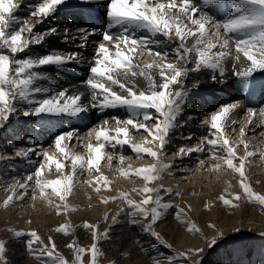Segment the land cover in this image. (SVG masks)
Wrapping results in <instances>:
<instances>
[{"label": "snow or ice", "instance_id": "snow-or-ice-1", "mask_svg": "<svg viewBox=\"0 0 264 264\" xmlns=\"http://www.w3.org/2000/svg\"><path fill=\"white\" fill-rule=\"evenodd\" d=\"M21 3L22 0H0V129L17 113L24 117L47 115L79 118L92 109L101 112L124 109L128 115L123 120L113 117L115 128H109V121L104 120L102 124L89 129L88 135H94L96 143L89 141L83 145L85 154L73 152L68 148V144L78 137L79 129L55 135V153H49L41 147L39 150L20 148L15 151V157L0 154V161L28 158L30 154L41 157L35 170L24 178L23 183L13 178L9 185L11 194L7 195L0 207L7 209L15 206L17 202L24 200L31 188V200H44L49 207L55 209L57 215L77 211L76 206L69 204L68 197L73 194L76 186L74 181L78 170L80 175L86 172L92 177L86 183L93 185L97 193L101 191V185L110 188L112 181L100 168L105 159L109 167L112 164L113 157L107 155L105 149L127 147L137 158L148 156L155 162L137 168L131 165L125 168V157L119 156L120 175L126 178H142L144 184L139 189H133L142 195L140 200L133 199L126 191L120 193V198L126 201L127 208H121L112 217V225L118 222L121 214H125L129 217L128 222L141 225L145 235L150 236L155 243L172 249L173 246L156 231V226L170 209L175 208V219L186 224L189 232L203 235L184 208L171 201L165 202L166 197L181 195L179 186L165 187L163 183L158 187L150 185L154 181H162L164 173L172 174L174 164L167 162L164 157L167 156L166 149L171 143L170 134L181 126L180 118L184 114L186 100L191 91L185 84L190 73L210 70V78L217 81L218 77L226 75L227 63L229 58L233 57V50L236 53L231 64L233 76L242 81H250L255 73L264 72V0H107L104 14L106 21L101 17L103 31L95 27H81L76 35L70 36V29L63 30L65 42L79 38L80 49L87 47L91 36L98 32L101 35V42L96 46L89 62V76L83 82L90 94L87 102L84 92L69 94L68 89L48 95L52 89L42 86L41 82H50L51 77L39 71L46 66H63L72 62L79 64L84 59L80 51L66 54H31L34 46H41L47 37L56 35L59 30L58 26H52L42 32L35 31L37 26L53 17L59 8L69 4L70 0H38L30 12V16L35 18L34 21L21 20L16 15ZM75 3L79 8L87 9L92 7L94 0H75ZM214 5L231 10L227 11L223 19H217L209 14L210 6ZM139 30H146L149 35L138 36ZM158 35L167 38L163 43L178 42V46L174 48L175 62H169L167 50L153 51V46L162 43L161 40L155 39ZM189 39L193 40L191 46L187 43ZM141 50L156 59L141 64L137 58ZM240 54L246 59V63L238 67ZM181 61L194 66H181ZM138 78L143 79L144 87L138 84ZM198 86L194 84L192 90ZM20 104L28 107L22 110L18 108ZM242 104V101H235L220 106L209 118L203 120V124L210 129L211 138L204 136L194 146H181L175 155L183 158L194 153L207 152L210 160L222 162L212 164L208 170L219 172L226 168L239 176L241 191L232 193L231 198L221 195L219 199L223 205L235 208L239 206L238 202L246 200L264 210V193L254 190L246 168L252 157L259 155L264 160V148L250 150V144L245 140V126L240 127L239 139L235 143L231 142L226 134L230 115ZM246 115L248 125H251L253 117L258 115L261 126H264V108L259 112L247 108ZM230 123L236 124L237 121L231 120ZM141 130L146 133L144 139L134 142L131 139L132 132L139 134ZM148 145H155L156 148ZM241 145L244 155L237 152ZM198 163L203 166L204 160L200 159ZM53 171L57 173L55 178L47 179L45 174ZM93 172L99 175L93 176ZM224 191L228 192L229 189L225 188ZM117 198L101 197L100 201L107 204ZM103 219L108 220L107 213ZM82 227L92 230L93 243L90 248L78 245L75 240L67 244L66 247L74 253L72 260L58 250L51 236L48 238L49 242L45 243L34 229L28 232L15 229L9 231L14 233L13 238L27 237V250L41 264H85L86 253H90L88 264H99L105 253L98 247V243L110 238V229L100 231L99 224L90 222H84ZM72 230L69 223L61 224L55 229L63 234H69ZM235 231L240 232L241 229L237 228ZM259 235L264 238V232ZM226 239L220 231L212 236L207 247H217L220 243H225ZM36 245L38 247H34ZM203 251V248L197 247L186 252H173L163 260L155 259L153 264H181L182 259L184 264H203L202 258L199 257V253ZM193 253L197 256L195 260L191 259ZM0 264H7L4 239H0Z\"/></svg>", "mask_w": 264, "mask_h": 264}, {"label": "rangeland", "instance_id": "rangeland-1", "mask_svg": "<svg viewBox=\"0 0 264 264\" xmlns=\"http://www.w3.org/2000/svg\"><path fill=\"white\" fill-rule=\"evenodd\" d=\"M227 11H230V9H227ZM215 17L217 18V16H215ZM54 46H55V44H53V45L50 44L48 46H43V48L47 49L48 53H50V52L60 53L56 49H54L55 51L53 50V48H55ZM61 53H63V51ZM138 58H139L138 60H140V61L148 62L151 59H154L155 57L151 56V59H149V60H148L147 55L144 57V59H141V57H139V56H138ZM145 60H147V61H145ZM231 77H235V76L232 75ZM258 77H264V73H259V74L255 73L254 77L250 80L251 83ZM245 82H247V81H245ZM195 95H198V94H195ZM192 99L194 100L193 97H192ZM187 104H188V102L186 100V106L188 107ZM215 107H216V105L214 106V108ZM202 108L203 107H201V110H202ZM23 109L24 108L22 107V110ZM198 109L200 110V108H197V110ZM188 112H189V110L185 109L183 115L186 116L188 114ZM119 115L127 118L126 115H128V114L124 110V113L119 114ZM210 115L207 117H210ZM116 116H118V114H116V113L111 114V117H116ZM123 118H121V120H123ZM106 119L107 118H105V117L100 118L97 116L95 118L94 123H96V121L98 120L97 121L98 123L95 124L96 126H98V125L102 124V122ZM202 119L203 118H201L200 120H202ZM196 120H198V119H196ZM112 121L113 120H111L110 123L108 124L109 128H113L111 126H112V123L114 121L113 122ZM17 122H19V123H17ZM64 122H65V118H61V119H59V121L56 122V125H53L54 127L53 126L44 127V126H42L41 121L38 120V118L33 117V116L24 117V116L20 115L19 113H17L16 116L12 117L9 120V122H7V124L4 128L0 129V140H1L0 141V147H1L0 148V154H3L6 157L11 156L10 154H12L13 156H11V157H15V151H17L16 149H20L22 146L25 149L35 147V149H37V150H39L41 147H43L44 149L50 151L52 148H54L53 147L54 144L52 142H53V139L55 137V134L57 135V134L64 132V130L60 131V128H57V125L60 124L61 129H66V131H70L69 129H67L70 126L69 124L64 125V127L62 126V124H65ZM9 123H10V125H9ZM20 123H21V125H23L22 131L19 130L20 128H18V127H21ZM93 124H91V122H89L87 124V126H85V128H87V129L83 130L82 131L83 134L81 133L78 137L85 136V134H87L89 131L88 128L91 129V128L95 127V125L93 126ZM241 124H237L235 128L238 129L239 127L243 126ZM7 125H9V126H7ZM31 125L33 128L36 127L35 131H32ZM197 126H198V123L194 128L195 131H191V130H193L192 128L188 129V126L186 127V129L184 128L185 132L183 131L181 133L183 135L181 139L176 137V133L180 132V130H178V128L175 130L174 133L170 134L172 139H171V143L168 145V147L166 149L167 156L164 157V159L167 162H171L172 164H174V167L171 169L172 174L168 175L167 173H164L163 174L164 179L162 181L157 180L155 186L152 184L150 186L158 187L161 183H163L165 185V187L175 188V187L179 186L180 191H181V195L179 197H175L174 195L166 197L165 202L171 201V202L178 204L180 208H184L185 211L187 212L189 218L193 222L196 223L197 227H199L201 229L203 235H197L195 233L189 232L187 230L186 224H182L177 219H175L174 213H175L176 209L173 208V209H170L168 211V213L164 217V219L161 222H159L158 225L156 226V231L161 233L164 240L167 243L171 244L173 247H172V249H169V248L159 244L160 249L165 250L167 252V255H169V254H172L173 252H177V251H185L186 252V251H189L190 249H195V248L199 247V248L204 249V251L202 253H199V255H201L200 257H204L206 255L205 259L209 260V262H210V263L207 262V264H234V259L229 257L231 252H233L232 253L233 256L235 254H237V250L240 251L241 247H243V244L245 242H247L248 239L253 240V243L256 244L264 252V238H262L259 235L263 231L259 227H257V224H256L260 220H264V210H261L258 206H253L251 203L247 202L246 200H242V201L238 202L239 206L235 207V208L225 207L223 205V202L219 199V197L221 195H225L228 198H231L232 193L241 191V189L239 187V183H238L239 176H238V174H235V173H233L232 177L226 176V179H228V186H227V188L229 189L228 192L224 191L225 188L223 186L221 188L218 187V185H221L220 182L224 177L220 176V172H213V171L208 170V168H210L209 167L210 163L214 164V163H217L219 161L210 160L208 158L207 152L202 153V157H199V155H197V153H194L191 156H184L183 158L175 155V153L180 148V146H176V145L173 146V141L175 140V137L177 138L176 144H178L180 142H185L186 143L185 145L188 147L196 145L197 141H200V138H202L204 136H209V138H211L210 129L208 127H206L205 129L204 128L199 129ZM15 128L16 129L18 128V129L16 130ZM44 130H46V131H44ZM3 131H4V133H3ZM21 132L23 134L20 137H18L17 135L19 133L21 134ZM45 132H47V133H45ZM189 132H191V134ZM226 132H227L226 134L230 138L231 142L235 143L236 141H238L239 135L235 132V130H231V128H229V129H227ZM48 133L49 134L52 133V135H49ZM142 133L144 135L146 134L142 130L139 134L132 133L131 134L132 140L134 142H141L143 140V138L145 137V136H141ZM262 133H264L263 127L254 136H253V133L247 132L246 138H247L248 142H249V139H252L253 142H257L259 144V147L263 148L264 147V137H263ZM44 134L45 135L47 134V136L43 137L42 135H44ZM202 135H204V136H202ZM189 136H191L192 138L187 139V137H189ZM29 137H31V140H29ZM40 137H42L43 139L41 140ZM1 138L4 140H2ZM27 141H29V143H30V144H28V146H27V143H28ZM40 141H43V142L41 143ZM1 142H3V143H1ZM75 142H77L76 139H74L71 142V145L72 146L74 145L76 152L79 153V151L84 149V146L82 144H84V142L86 143V141H84V139H82L79 141L78 144ZM49 145L50 146L53 145V146L50 147ZM185 145H183V146H185ZM38 146H40V147L38 148ZM46 146H48V147H46ZM148 146L156 148L155 145H148ZM205 147L207 148V145H205ZM251 147H252V145H251ZM238 149H239V155H244L243 146H240ZM109 150L111 152H113L114 149H111V147H110ZM156 150H158V149H156ZM106 153H107V155H109L108 152H106ZM173 153H174V156L172 158L171 154H173ZM118 154H119L118 152H117V154H114V152H113V160H112L111 167H114V165H117L119 163V157H118L119 155ZM121 154L125 157V163L123 165V167H125V168L128 165H131L133 168H137V167L145 166V165H148V164L155 162L152 158H150L148 156H145L143 158H137V156L130 149L126 150L124 153H121ZM29 157L25 158V159L24 158H14V159H5V161H0V170L1 171L4 170L2 172V174L5 176H3V175L2 176L6 180V182H3L5 180L3 178L0 179V181H1L0 182V186H1L0 187V195L2 194V192H4L3 191L5 189L4 184L10 183L11 181H13V178L15 176H16L15 177L16 179L19 177V179L24 180V178L28 174L32 173L35 170V167L38 165L39 161L41 160V157L40 156L37 157V155H33V154H30ZM200 159L204 160V165L203 166L200 165L198 167V164H199L198 161ZM22 160H24V161H22ZM32 160H34V162ZM250 160L255 161V162H250V164L246 165V168L248 170V175L250 177V182H251L255 191L264 193V164H263L264 160H262L258 156L252 157V158H250ZM29 161H32L36 165H32L33 163H30ZM28 163H30L31 165ZM256 164H258V165H256ZM100 167L104 170H107L109 168V165H108L106 159L101 162ZM200 167L203 169V173L200 172ZM66 170H69V169L66 168ZM4 172H5V174H4ZM6 172H7V174H6ZM19 174H21V175H19ZM224 174L227 175V172ZM83 175H81L82 176L81 178L84 181L85 180L84 177L86 174L84 173ZM54 177H55V174H53L52 178H54ZM7 179H9V180H7ZM129 179H136V180L144 183L142 178H137V177L133 176L132 178H129ZM136 180H134L135 183L133 182L134 183L133 186L139 185L136 182ZM126 182H128V180ZM30 183H32V182H30ZM136 183H137V185H136ZM85 184H87V183H85ZM229 185H231V187H229ZM139 188H141L140 185H139V187H136L133 189H139ZM205 188H207V189L204 190ZM126 190L129 191L128 193L130 194L131 197L133 196L132 197L133 199H135V200L142 199V195L138 191L132 190L133 191L132 192L131 190H128V189H126ZM20 191H22V190H20ZM79 191H80L79 194L73 193L71 196L68 197V200L75 199L74 202H71V203L75 204V202H76L79 205L78 211L80 210L81 203L79 201H81V199L76 198V197L81 195V194L83 195V193H82L83 191H81V190H79ZM31 192L32 191L30 188L29 194L27 196H25V198L23 200L24 201L23 206H22L23 209H26V207H29L31 204L30 203V199H31V195H32ZM215 194H217L218 197H215L214 196ZM2 199H6V198L5 197L3 198L0 196V202H3ZM98 201H100V199ZM123 202H124V204L121 206V208H127L126 201L121 199V203H123ZM89 203H91V202H89ZM0 204H2V203H0ZM189 205L191 206L190 209H189ZM98 206H99V208L101 207L100 209L103 210V207H102L103 205H101V201L99 202ZM22 207L20 208L19 205L11 206V207H9L11 210H9L8 208H7V210L2 209L3 207L0 208V239H4L6 241L7 264H41V262L39 260H37L27 250L26 243H25L27 237L13 238L14 233L12 231H9V229L24 230L25 232H28V231H31L34 229V228H32L34 224H37L40 231L39 232L37 230L36 231L41 236V238L45 241V243L49 242L48 238H49V236H51L52 239L57 244L58 250L66 258H68L69 260H72L74 258V253L71 249L66 247L67 244H69L73 240H75L78 245L84 246L86 248H90L91 244L93 243L92 230L83 228L82 225L84 222H90L92 224H99L100 231H104L105 229H110L109 230V237L110 238L107 240H101L98 243V247H100V249L105 253V255L102 258H100L99 264H153V262L155 260L154 258L149 256L148 254H146V252L144 251V248H145L144 246H146V245H143L141 243V241L146 242L148 240V238H146V236H144V232L142 231L141 225H139V224L133 225L130 222H128L129 217H127V215L125 216V214H121L118 217V222L115 225H112V217L114 215H116L121 208L118 211H116L115 213L110 212V215H109V218L107 221H105V220L97 221L96 218H94L92 215H90L86 218L78 217L73 222L70 223V218L68 217L67 214H64V215H58L57 216L58 218H60V217L63 218V220L59 223L57 221L56 217L49 215V212H51L54 208L52 210H48V211L43 210V213H39V212H41V211H39L38 212L39 216L37 215L36 219H31V218H29L30 216L24 217V213H19V212H22V210H23ZM13 208H14V210H13ZM88 208L91 210L93 208V206L88 205ZM88 208L84 207V208H82V210L83 209L87 210ZM2 211H4V212H2ZM8 211L9 212L11 211V212L9 213ZM42 215H44L43 221L40 220ZM137 219H140V217H137ZM29 220H31L32 222L28 223ZM250 221L254 225H251V226L244 225L245 222H250ZM43 223L49 224L51 227H53V229L52 230H43L42 228H40V226H42ZM64 223H69L72 225L73 230L70 231L69 234L58 233L55 231V229L59 225L64 224ZM110 225H112V226L110 227ZM212 225H214L215 227H211ZM237 228L241 229V231L236 232L235 229H237ZM220 231H222L224 233L225 237L227 238L226 242L220 243L217 247H214V248L207 247V244L210 241V239L212 238V236L214 234H217ZM34 247H38V245H36ZM196 257H197L196 254L193 253L191 256V259L196 258ZM203 259L204 258H202V260ZM84 260H85V264H88V261L90 260V253L85 254ZM181 264H184L183 259L181 260Z\"/></svg>", "mask_w": 264, "mask_h": 264}, {"label": "bare ground", "instance_id": "bare-ground-1", "mask_svg": "<svg viewBox=\"0 0 264 264\" xmlns=\"http://www.w3.org/2000/svg\"><path fill=\"white\" fill-rule=\"evenodd\" d=\"M37 2H38V0H22L21 7L16 12V15L19 16L21 20L27 19V20H33L34 21L35 18H32L30 16V12L32 11L33 5L36 4ZM106 4H107V0H94V3L92 5V7L87 8V9H81V8H79L76 5L75 0H70L69 4L60 7L58 12L53 17H51L50 19L46 20L45 23H43L41 25H38L37 28L35 29V31L42 32L45 29H48V28H50L52 26H58L59 30H58V33L56 35H52L50 37H47L45 43H43L41 46H34L33 49H32L31 54H33V55L46 54V53H48L47 49H44L43 46H48L50 44L51 45L55 44V46H54L55 48H53V50L56 49L60 53L63 51V53H61V54H64V53L66 54V53L72 52V51H80L82 53V55H83V58H84L83 61L81 63H79V64H77L75 62H72V63L66 64V65H63V66H55V67L54 66H46V67H43V68L39 69V71H41L43 73H46L47 75H49L51 77V81L50 82L49 81H42L41 82L42 86L50 87L52 89V92L49 93L48 95L55 94L57 91L62 90V89H68L69 90V94L74 93V92H84L85 93V102L88 101L90 94H89V92H88V90H87V88H86V86H85V84L83 82L89 76V70H88L89 69V62L92 60V57H93V54L95 52L96 46L98 45L99 42H101V39H102L101 35L98 32L96 35L91 36L89 38L87 47H85L83 49H80L78 47V45L81 43L79 38H77L75 41H72L71 39H69L67 42H65V40H64L65 33H64L63 30H64V28L70 29V33H69L70 36L71 35H76L77 30L80 29L81 27H87V28L95 27V28H99L100 31H103L104 28H101V23H102L101 17H104V20L106 21V16L104 15L105 12H106ZM209 14L213 15V16H217V19H223L226 16V14H227V10L222 9V8H220L218 6L216 8V11L211 10L209 12ZM105 27H106V24H105ZM137 35L140 36V35H149V34L146 32V30H139V31H137ZM155 39L161 40L162 43L160 45L153 46V51H161V52H163L164 50H167L169 52V58H168L169 62H175L176 61V56L174 54V48L176 46H178V42L163 43V41H166L167 38L163 37L162 35H158L157 37H155ZM192 42H193V40L189 39L188 42H187L188 46H191ZM146 55H147V53L145 51H143V50H141L138 53V56L141 57V59H144V57ZM235 55H236V53L233 50V57L229 58V61L227 63V69L228 70L226 72V75L224 77H218L217 81H213L210 78L211 75H212L210 70H204V71L199 72V73H190L189 77L185 81L186 87H188L191 90L190 91V95L187 98L188 107L187 106L185 107V109L189 110V112H188V114L186 116L182 115V118H180L181 126L178 128V130H180V132L176 133V137L177 138H179V139L182 138L183 135L181 133L184 131V128L186 129L187 126H188V129H190V128L193 129L191 131H195L194 128H195V126L198 123L197 127L199 129H203V128L205 129L207 126H204L203 120L206 119V118H209L207 116H209L213 112L217 111L220 108V106H222L224 104H227V103H232V102H235V101H242L243 104H242V106L239 109L234 110V112L230 115L229 122L226 124V131H227V129L231 128V130H235V132L239 135L240 127L238 129L235 128V127H236L237 124H241L242 123L241 125L246 127V134H247V132L248 133H253V136H254V135H256L257 132L260 131V129L262 127L264 128V126H261V120L259 119L258 115L256 117H253L252 124L248 125V122H247L248 118H247V115H246V109L247 108H253V109H256L257 112H259L260 109L264 108V102H263L264 101V97L263 98H257V102H258L257 104H261L263 102L260 106H257V107L249 106L248 102L245 103L243 95L253 94V93L257 92L258 89L253 88L251 86V84L245 86L244 88H241V84L245 83V81H242V80H240L237 77H231L232 76V71H233V69L231 68V64L233 62V59H234ZM147 56H148V60L151 59V56H149V55H147ZM240 57H241V59L239 61L238 67L240 65H244L246 63V59L243 57L242 54H240ZM154 59H156V58H154ZM154 59H151L148 62H151ZM193 59H194V57H193ZM145 61H147V60H145ZM139 62L141 64L146 63V62H143V61H140V60H139ZM180 63H181V66H187L189 68L194 66V65H192L190 63L185 64L184 61H181ZM259 73H264V72H257L256 74H259ZM138 84L141 87L145 86L144 85V81H143L142 78H138ZM194 84H198L199 86L195 90H192V87H193ZM263 90H264V88H263ZM240 91H242L244 94L240 95L239 94ZM195 94H198V95H195ZM40 95L42 96L44 94H40ZM192 97L194 98V100L192 99ZM38 98H40V97L38 96ZM215 105H216V107L214 108ZM25 106L28 107L25 104H20V105H18V108L22 109V107H23L25 109L26 108ZM201 107H203L202 110H201ZM197 108H200V110L198 109L199 110L198 111ZM115 113L118 114V116H116V117H118L119 119L124 117V116L122 117V116L119 115V114L124 113V109H109V110H105L104 112H101L98 109H92L88 113L83 114L79 118L52 117V116H47V115L41 116V117H36V116H33V117L38 118V120L41 121V124L44 127H50V126L56 125V122L59 121V119L65 118V122H64L65 124H62V126L64 127V125L69 124L70 126L67 129H69V130L79 129V135H80L83 130L87 129V128H85V126H87V124L89 122H91V124L94 123L95 118L97 116L100 117V118H104V117L107 118L106 120H108L109 123H110V121L113 120V117H111V114H115ZM189 117H191V119H189ZM201 118H203V119L200 120ZM196 119H198V120H196ZM231 120H236L237 123L236 124H231L230 123ZM97 121H96V123L93 124V126L98 123ZM184 121H187V123L185 124ZM10 123H9V125H10ZM17 123H19V122H17ZM21 123H20V125H21ZM9 125H7V126H9ZM60 126L61 125L58 124L57 128H60V131L64 130V132H66V129H61ZM31 127H32V125H31ZM95 127H96V125H95ZM111 127H113V128L116 127L115 122L112 123ZM18 128H20L19 130L22 131L23 125H21V127H18ZM35 128L32 127V131H35L36 130ZM88 129H90V128H88ZM44 131H46V130H44ZM3 133H4V131H3ZM45 133H47V132H45ZM132 133H135V132H132ZM189 133L191 134V132H189ZM22 134L23 133L21 132V134L19 133L17 136L20 137ZM49 135H52V133L49 134ZM145 135L142 133L141 136H145ZM42 136L43 137L47 136V134L46 135L44 134ZM202 136H204V135H202ZM176 137H175V140L173 141V146L176 145V146H180L181 147V146L186 144L185 142H180V143L176 144V141H177ZM263 137H264V135H263ZM40 138H41V140L43 139L42 137H40ZM82 139H84V141H86V143L89 142V141H91L93 143H96L94 135L93 136H89L88 133L85 134V136H83V137H77L76 138L77 142H75V143L78 144L79 141L82 140ZM131 139H132V137H131ZM2 140H4V139H2ZM245 140L248 141L247 138H246V135H245ZM53 141H54V139H53ZM27 142H28L27 143V146H28V144H30V143H29V141H27ZM40 142L42 143L43 141H40ZM1 143H3V142H1ZM86 143L84 142V144H82V145H85ZM198 143H199V141H197L196 144H198ZM249 144H250V150H255V148L257 146L259 147V144L257 142H253L252 139H249ZM251 145H252V147H251ZM52 146H50V147H52ZM39 147L40 146H38V148ZM46 147H48V146H46ZM68 148L71 151L76 152L74 145L72 146L71 143L68 144ZM109 149H110V147H106L105 151L108 152V154L111 155L112 157H113V152H114V154H117V152H118L119 153L118 155L120 156V155H122L121 153H124L126 150H129L127 147H125L123 149L117 148V149L113 150V152H111ZM16 150H19V149H16ZM47 151H49V150H47ZM55 152H56L55 147L52 148L49 151V153H55ZM237 152L239 154V149H237ZM79 153L80 154H85L86 153L85 147H84L83 150L79 151ZM10 155L13 156L12 154H10ZM197 155H199V157H202V153H197ZM173 156H174V153L171 154L172 158H173ZM257 156L259 157V155H257ZM22 161H24V160H22ZM32 161L34 162V160H32ZM250 161L251 162H255L254 160L253 161L250 160ZM33 162H31V163H33ZM220 163H222V162H220ZM28 164H30V163H28ZM258 164H256V165H258ZM32 165H36V164L33 163ZM211 165H212V163H210V166ZM199 166L200 165L198 164V167ZM120 167H121L120 163H118L117 165H114V167H111V168L109 167L107 170H104V169H102L100 167L101 171L104 173V175H106L109 178V180L112 181V183H111L110 188H104L101 185V191L99 193H97L94 190V186L93 185H89L88 183L85 184L86 181L91 179L92 177H89L88 174L85 172V174H86L85 177H84L85 180L83 181L82 178H81L82 176L79 174V170H78V175H77V177L75 178V181H74L76 186L74 188L73 193L74 194H79V192H80L79 190H81V191H83L82 192L83 195L81 194L79 196L76 195L77 197L75 196L76 198H80L81 199V201H79L81 203L80 210L67 213L68 217L70 218V223L73 222L78 217L86 218V217H88L90 215H92L94 218H96L97 221L104 220L103 217H104L105 213L108 214V218H109L110 212H114L115 213L124 204V202L121 203V199H123V198H120V193L121 192H124V191L129 192L126 189L132 191L133 188L139 187V185L141 187L143 186L144 183H142V182H140V181H138L136 179H129V178H126V177L120 175V173L118 171V169ZM3 171L0 172V179L1 178L4 179L3 176H5V175L2 174ZM200 172L203 173V169L201 167H200ZM219 172H220V176H222L224 178L221 180V182H220L221 185H218V187L221 188L223 186L224 188H227L228 179H226V176L232 177L233 172L229 171V170H227L225 168H222ZM226 172H227V175L224 174ZM4 174H5V172H4ZM6 174H7V172H6ZM53 174H55V176L57 175L55 173V171H53L52 173H46L45 175H46L47 179H53L52 178ZM19 175H21V174H19ZM92 175L96 176V175H99V173L93 172ZM17 179L21 183L24 182V180L19 179V177ZM7 180H9V179H7ZM127 180H128V182H126ZM134 180H136V182L139 185H137V183H136L137 186H133L134 183H135ZM3 182H6V180L3 181ZM12 182L13 181H11L10 183L4 184L5 189L3 190L4 192H2V194L0 195L1 197H3V198L5 197L6 198L7 195L11 194L10 190H9V185ZM81 182H83V183L81 184ZM29 184H32V183L29 182ZM152 185L155 186L156 185V181L152 182ZM206 189L207 188H205L204 190H206ZM37 195H38V190H37ZM113 196L114 197H118V198L116 200H110L109 203H107V204L101 203V205H103L102 206L103 210L100 209L101 207L99 208L98 205H99L100 201H98V200L101 197H113ZM214 196L218 197L217 194H215ZM53 199H55V197H53ZM2 200H4V199H2ZM74 200L75 199L68 200L69 204L73 205L74 203H71V202H74ZM89 202H91V203H89ZM0 203H2V202H0ZM23 203H24V201H20V202H17L16 205H19L20 208H21L23 206ZM30 203H31L30 206H29L30 208L26 207V209H23V207H22V209H23L22 212H19V213H24V217H26V216L29 217L30 216L29 218L36 219V216L37 215L39 216V213H43V210L48 211V210H52L53 209V208L49 207L44 200H41V199H37L36 201H32L30 199ZM88 205L89 206H93V208L90 210L88 208ZM74 206H76L77 209H79V205L76 202H75ZM84 207H87L88 209L87 210L86 209L82 210V208H84ZM2 209H4V208H2ZM8 209L11 210L10 208H8ZM13 210H14V208H13ZM39 211H41V212H39ZM2 212H4V211H2ZM49 215H52L53 217H56V219H57V221L59 223L63 220L62 217H60V218L57 217L58 215L56 214L55 209H53L51 212H49ZM43 216L44 215H42L41 219H40L42 221L44 220ZM256 224H257V227H259L264 232V220H260ZM244 225L251 226V225H254V224L250 221V222H245ZM32 228H34L38 232L40 231V229L38 228L37 224H34ZM40 228H42L43 230H52L53 229V227H51L49 224H44V223H43L42 226H40ZM144 236H146L145 233H144ZM146 238H148V240L146 239L147 241L142 243L143 245H146V246H144L145 247L144 251L146 252V254H148L149 256H151L154 259L160 258L161 260H163L165 255H167V252L165 250H163V249H160V245L155 243L150 236H146ZM253 244H254L253 240L248 239V241L243 244V247H241L240 251L237 250V254H235L233 256L232 255L233 252H231L229 257L234 259V264H264V252H263V250H261L256 244H254V245ZM200 256L201 255H199V257ZM205 257H206V255L204 257H200V258H204L203 259V264H207V262L210 263L209 260L205 259ZM196 258H193L192 260H195Z\"/></svg>", "mask_w": 264, "mask_h": 264}]
</instances>
